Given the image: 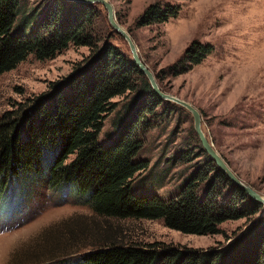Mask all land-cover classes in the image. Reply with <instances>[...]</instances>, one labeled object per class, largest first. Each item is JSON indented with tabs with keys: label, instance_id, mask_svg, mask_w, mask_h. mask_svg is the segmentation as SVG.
Wrapping results in <instances>:
<instances>
[{
	"label": "rangeland",
	"instance_id": "374dc122",
	"mask_svg": "<svg viewBox=\"0 0 264 264\" xmlns=\"http://www.w3.org/2000/svg\"><path fill=\"white\" fill-rule=\"evenodd\" d=\"M53 1L18 0L10 33L34 35ZM108 1L160 89L198 110L208 141L241 180L264 195V0ZM154 2L179 6L178 15L162 23L137 25L138 16ZM96 9V37L102 41L106 37L104 42L129 55L126 42L110 27L105 9L100 4ZM194 41L208 43L212 50L200 63L189 65L182 58ZM91 54L89 46L69 44L47 59L29 54L0 74V122L4 116L18 120L54 87L83 69ZM84 79L90 90V65L84 69ZM141 83L134 75V88L110 99L112 107L104 114L98 134L101 146L114 145L128 129L141 99L137 96ZM62 90L65 99L71 100L69 83ZM161 101L135 130L141 148L133 162L146 163V168L135 174L130 193L167 201L178 196L196 175L205 176L198 183L199 197L212 182L215 193L220 192V200L225 201L231 195L230 185L208 170L191 113L176 103ZM48 109L53 112L54 105ZM74 157L70 155L65 163ZM34 178L27 183L17 180L0 193V264H67L59 261L66 227L80 224L97 223L100 230L116 232L123 243H162L199 251L226 246L256 221L229 219L217 225L216 233L199 235L170 228L161 219L99 218L78 202V196L48 187L47 175ZM258 241L259 234L253 229L215 263L251 264Z\"/></svg>",
	"mask_w": 264,
	"mask_h": 264
},
{
	"label": "trees",
	"instance_id": "16d2710c",
	"mask_svg": "<svg viewBox=\"0 0 264 264\" xmlns=\"http://www.w3.org/2000/svg\"><path fill=\"white\" fill-rule=\"evenodd\" d=\"M98 4L54 0L35 34L24 37L10 33L18 0H0V74L14 68L29 54L37 59H47L69 44L89 46L92 50L90 60L83 69L54 87L53 92L32 105L18 120L4 116L5 120L0 122V193L16 185L17 180L27 183L32 177L37 180L44 174L47 175L48 187L61 188L78 196L81 198L78 202L86 205L99 218L161 219L170 228L199 235L216 233L217 225L229 219L256 218L252 226L226 246L199 251L162 243H123L116 232H110L108 228L100 230L97 223L70 226L66 227V238L61 244L62 257L59 261L63 263L216 264L218 257L230 252L231 247L255 229L259 241L251 264H264L263 205L234 185L206 154L202 145L200 150L205 155L208 170L214 171L217 179L230 185L231 195L225 201L220 200V192L215 193L212 182L199 197L198 183L204 181L205 176L196 178V175L178 196L167 201L130 193L135 174L146 168V163L133 162L141 148L135 130L144 116L153 113L162 101L135 65L131 53H121L112 44L104 42V36V41L102 37H96L93 24L98 17ZM178 11L179 6L154 2L144 9L136 23L166 22L176 17ZM99 41L101 45H97ZM211 50L210 44L194 41L187 47L182 59L189 65L198 64ZM89 65L92 68L90 90L84 79V69ZM134 75L142 83L137 94L141 99L133 120L114 145L103 147L98 143V134L104 114L112 107L110 99L132 90ZM68 83L72 89L71 100L65 99L62 90L63 85ZM49 105H54L53 112L48 109ZM70 155L75 157L66 164ZM238 200L245 203L240 205ZM70 248L73 251L69 252Z\"/></svg>",
	"mask_w": 264,
	"mask_h": 264
},
{
	"label": "water",
	"instance_id": "95a60500",
	"mask_svg": "<svg viewBox=\"0 0 264 264\" xmlns=\"http://www.w3.org/2000/svg\"><path fill=\"white\" fill-rule=\"evenodd\" d=\"M67 1L88 3V4L99 3L103 6V8L106 11V16H107L109 25L126 42L135 65L139 68L140 72H142L145 75L154 93L158 95L161 100L176 103L191 113L193 117L194 130L196 134L198 135L202 148L206 152V154L214 161L216 166L222 171L223 174H225L229 178V180L234 185L244 190L249 197L261 203L264 207V195L260 194L257 190H255L248 183L241 180L231 170L229 165L226 163L223 157L216 151L213 145L208 141V139L206 138L205 134L203 133L201 129V117H200V113L198 112V110L194 106H192L190 103L186 102L185 100H182L160 89L153 73L148 69V67L144 64V62L140 58L137 52L136 45L134 41L132 40L130 34L116 20L115 11H114L112 4L108 0H67Z\"/></svg>",
	"mask_w": 264,
	"mask_h": 264
}]
</instances>
